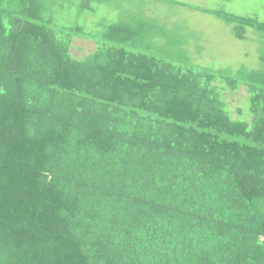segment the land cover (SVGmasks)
<instances>
[{
	"label": "trees",
	"instance_id": "trees-1",
	"mask_svg": "<svg viewBox=\"0 0 264 264\" xmlns=\"http://www.w3.org/2000/svg\"><path fill=\"white\" fill-rule=\"evenodd\" d=\"M155 1L252 30L261 68L197 65L199 37L162 20L95 40L52 28L61 0H0V264H264V22ZM78 38L97 49L75 58Z\"/></svg>",
	"mask_w": 264,
	"mask_h": 264
},
{
	"label": "rangeland",
	"instance_id": "rangeland-1",
	"mask_svg": "<svg viewBox=\"0 0 264 264\" xmlns=\"http://www.w3.org/2000/svg\"><path fill=\"white\" fill-rule=\"evenodd\" d=\"M61 0V8L66 7L64 11L56 17V21L52 28L63 30L69 24L70 20L75 25L80 23L87 27L90 31L88 38L99 40L98 32L101 31L103 25L117 24L120 22L131 21V18L143 17L151 18L157 21L169 23L172 35L177 32H183L185 36H198L200 45L203 47L201 56L196 55L194 63L203 65L205 68L224 69L233 68L240 69L247 67L250 70L261 68L259 44L252 30L247 34L249 42L238 41L232 29L223 21L214 16L206 15L200 12H194L187 8H177L164 2L155 0H111L105 6H96V14H84L79 18L77 10L80 0ZM168 2H182L188 5L197 6L209 10H223L237 16L257 17L264 22V2L261 0H163ZM69 16V18H65ZM53 16V14L51 15ZM97 49V44L93 40L76 39L72 53L75 58H86L91 52ZM193 52L196 50L192 48ZM196 52V51H195ZM198 56V57H197ZM249 98L247 91L240 90L235 95L228 94L229 110L235 120L244 119L240 110H244L247 114L246 104Z\"/></svg>",
	"mask_w": 264,
	"mask_h": 264
}]
</instances>
